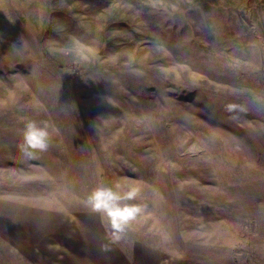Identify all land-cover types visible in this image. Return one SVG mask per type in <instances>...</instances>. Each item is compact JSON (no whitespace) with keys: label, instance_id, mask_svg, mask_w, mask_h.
<instances>
[{"label":"rangeland","instance_id":"rangeland-1","mask_svg":"<svg viewBox=\"0 0 264 264\" xmlns=\"http://www.w3.org/2000/svg\"><path fill=\"white\" fill-rule=\"evenodd\" d=\"M260 95L264 0H0V216L106 236L88 195L137 187L125 253L264 263ZM21 116L50 126L39 160Z\"/></svg>","mask_w":264,"mask_h":264},{"label":"crops","instance_id":"crops-1","mask_svg":"<svg viewBox=\"0 0 264 264\" xmlns=\"http://www.w3.org/2000/svg\"><path fill=\"white\" fill-rule=\"evenodd\" d=\"M3 221L1 215L0 264H231L229 260H206L195 254L167 256L148 246H133L127 254L115 243L101 251V243H107L106 236L60 235L49 239L45 237L49 231H42L45 227L39 222L11 219L14 223L9 228Z\"/></svg>","mask_w":264,"mask_h":264},{"label":"clouds","instance_id":"clouds-1","mask_svg":"<svg viewBox=\"0 0 264 264\" xmlns=\"http://www.w3.org/2000/svg\"><path fill=\"white\" fill-rule=\"evenodd\" d=\"M26 42L22 40V47H15L13 53L23 50ZM71 53L78 60L86 59L83 51V45L78 39L73 40L70 46ZM132 57H129L131 62ZM126 67H131V63ZM135 71V69H133ZM256 102L264 103V95L257 96ZM227 112L236 111L245 112L247 109L235 104L226 105ZM20 121L23 124L21 129V141L17 145L22 157L26 161L39 160L41 154L46 153L51 147L52 133L50 126L46 122H40L28 117L21 116ZM140 195V189L137 187L121 191L120 186H98L87 197L86 204L93 213L98 214L102 220L106 221V240L107 243H101V251H106L110 244L120 242L126 235L130 224L139 215L145 211V207L132 203Z\"/></svg>","mask_w":264,"mask_h":264}]
</instances>
